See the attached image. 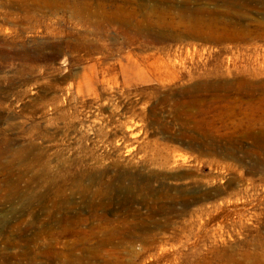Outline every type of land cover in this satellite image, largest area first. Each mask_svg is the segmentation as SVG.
I'll return each mask as SVG.
<instances>
[{
  "label": "rangeland",
  "instance_id": "374dc122",
  "mask_svg": "<svg viewBox=\"0 0 264 264\" xmlns=\"http://www.w3.org/2000/svg\"><path fill=\"white\" fill-rule=\"evenodd\" d=\"M134 1L0 0V264L264 262V0Z\"/></svg>",
  "mask_w": 264,
  "mask_h": 264
},
{
  "label": "bare ground",
  "instance_id": "6f19581e",
  "mask_svg": "<svg viewBox=\"0 0 264 264\" xmlns=\"http://www.w3.org/2000/svg\"><path fill=\"white\" fill-rule=\"evenodd\" d=\"M72 1L73 3L77 4L79 3V6L82 7V8H90V7H94L95 4H97V7L98 9L100 8H104L106 9L109 5L111 6L112 2L114 0H70ZM126 4H129V5H134V8L136 7V2L134 0H123ZM159 3H162L166 0H157ZM191 0H189L188 2H190ZM95 12V10L93 11ZM98 12V11H97ZM153 42L154 43H165V40L164 39H160L159 37H154L153 39ZM149 57H152L154 59H156V63L155 65H169L172 60L169 58V59H165V57L163 55H157L156 53L154 54H149L148 57L146 58H149ZM169 61V62H168ZM82 75H85V72H79L76 74V77H81ZM235 264H264V262H246V263H235Z\"/></svg>",
  "mask_w": 264,
  "mask_h": 264
}]
</instances>
